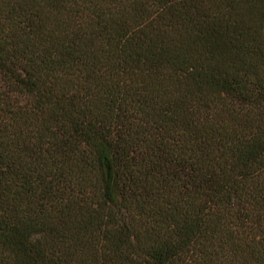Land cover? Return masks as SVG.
I'll use <instances>...</instances> for the list:
<instances>
[{
    "label": "trees",
    "instance_id": "16d2710c",
    "mask_svg": "<svg viewBox=\"0 0 264 264\" xmlns=\"http://www.w3.org/2000/svg\"><path fill=\"white\" fill-rule=\"evenodd\" d=\"M0 264H264V0H0Z\"/></svg>",
    "mask_w": 264,
    "mask_h": 264
}]
</instances>
